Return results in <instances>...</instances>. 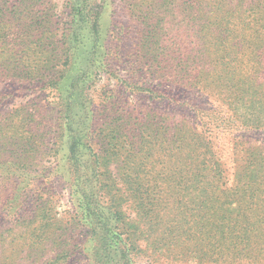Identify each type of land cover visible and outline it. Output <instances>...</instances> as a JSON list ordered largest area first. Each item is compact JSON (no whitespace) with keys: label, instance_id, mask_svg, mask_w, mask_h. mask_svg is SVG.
Returning <instances> with one entry per match:
<instances>
[{"label":"trees","instance_id":"1","mask_svg":"<svg viewBox=\"0 0 264 264\" xmlns=\"http://www.w3.org/2000/svg\"><path fill=\"white\" fill-rule=\"evenodd\" d=\"M102 1L81 0L80 7L73 9L76 12L75 30L88 33L89 40L96 43L102 40L104 33ZM169 2L161 0L139 16V22L145 27L141 57L150 65L146 74L157 80L160 87L198 89L203 85L201 89L208 98L221 102L219 107L204 112L200 125L202 133L199 134L185 120L172 119V123L165 124L156 119L146 120L149 116L143 122L132 124L127 119L99 129L94 124L90 97L92 88L98 83L97 75L115 77L107 49H104L107 52L89 58L91 64L87 70L70 77L68 96L60 93V87L69 79V71L38 68L29 71L17 63L29 59L30 55L0 54V83L36 82L43 83L45 89L59 91L53 110L56 113V143L50 152L56 159L66 160L61 169L70 185L78 219H73L67 228L56 225L53 220L50 202L45 201L51 190L47 181H42L48 176L35 169L41 166L35 160L46 153L32 136L36 121L22 115L0 121V161L6 159L3 166H7L0 168V185L12 175L20 176V182H14L16 184L11 188L13 195L0 198V205L9 207L10 214L19 206L26 209L29 201L33 207L31 214L17 220L15 228L6 227L1 232L0 264H64L77 255L78 248H82L79 241L69 235L79 228L87 230L86 249L90 264H134L137 257L148 254L150 249L155 256L169 260L176 255L203 259L198 264H264V146L253 147L247 136L233 138L232 164L223 163L215 150L217 137L223 135V131L232 133L236 126L246 130L264 129V0H196L190 3V10L175 13L178 19L187 22L191 40L202 43L200 62L203 60V67L199 71L172 70L161 62L160 44L169 37L166 24L170 20L161 19L156 23L154 17L164 7L168 13L174 12L175 9L170 11L168 8L166 3ZM144 3L149 4L148 1ZM135 6L136 0L129 4L130 8ZM10 11L12 16L0 10V25L7 24L10 29L7 38L1 40L0 36V50L11 46L28 47L31 43L39 47L43 43L44 21L23 22L20 6H12ZM61 37H65L64 33ZM70 59L72 57H67L66 61ZM140 85L138 89L143 91L144 87ZM150 90L159 101L172 99L164 89L154 87L146 91ZM256 103L261 105L259 113L254 112ZM75 116H78L77 120ZM99 132H109L103 137L104 153L118 155L123 152L122 156H125L124 167L118 170L131 179L123 184L125 188L115 190V183L102 179L109 172V161L107 154L93 151L101 137ZM164 134L169 138L161 141L166 139L161 137ZM147 135L153 139L147 141ZM156 151L164 153L169 162H159ZM133 160H138L137 168ZM229 176L246 186L247 190L241 192L239 199L248 203L246 208L253 215L243 213L236 219V214L230 212L232 208L228 211V205L234 203L223 202L216 196V191L209 192L204 188L214 184L221 186ZM181 177L187 180L186 186H189L188 182L203 185V207L193 201L185 205L186 212L176 216L174 208L168 205L170 203L162 200L176 194L174 188ZM27 179H31L29 183ZM23 184L27 186L23 187ZM256 186L260 188L255 189ZM31 187L35 188L33 200L24 195ZM19 196L24 200L20 202ZM124 197L136 200L144 220L157 223L153 225L155 232H151L157 239L146 249L139 244L144 235L135 227L139 221L128 218L121 205H117ZM229 197L227 192L225 199ZM170 214H174V218ZM162 216L167 217L165 221ZM175 218L184 221L183 231L179 230ZM200 223L203 229L197 231L195 227ZM191 233L195 238L198 237L194 234L203 235V244L178 246L181 237H190ZM151 239L154 241V237ZM169 239L174 242L171 244Z\"/></svg>","mask_w":264,"mask_h":264},{"label":"rangeland","instance_id":"2","mask_svg":"<svg viewBox=\"0 0 264 264\" xmlns=\"http://www.w3.org/2000/svg\"><path fill=\"white\" fill-rule=\"evenodd\" d=\"M80 1L81 0H0V10H5L10 16H12V12L10 11L11 7L16 5L21 8L20 16L23 22H32V20L34 22H40L43 20L45 23L42 30L43 43L39 47H35L32 43L28 47L11 46L7 49L2 48L0 54L5 52L6 55H17L19 57L30 55L29 59L17 63L18 66L29 71L37 68L42 70L69 71V79L60 87V93L64 96H68L66 90H69L67 86L70 77H72L73 74H78L80 71L87 70L91 64L88 61L89 58L91 56H98L101 52H107L104 51V49H107L110 52L112 59L111 67L115 77L110 78L97 75L98 83L92 88V96L90 97L93 101L92 114L95 118L94 124L98 126L99 129L107 128L117 123L119 124L127 119L132 124H135L137 121L143 122V120L146 119L145 117L149 116L146 120L156 119V121H165V124L172 123V119L177 122L185 120L188 125H191L195 129L194 131L196 133H202L200 125L203 123L204 112L211 107H219L221 102L208 98L201 89L203 85L198 89H183L168 85L162 88L159 86L157 80L150 77L149 74H146L150 65L144 62L141 57L140 46L141 40L145 34L142 33L145 27L139 22V16L146 14V9L149 6L159 3L161 0H136V6L133 8H130L129 4L135 2V0H98L104 3L102 9L104 11V33L102 40L97 43L94 40H89L88 33L75 30L73 22L76 12L73 9L80 7ZM93 1L94 0H92V2ZM146 1H148L149 4L144 3ZM193 1L196 0H170V2L166 4L170 6L168 7L170 11L174 9L175 11L168 13L167 8L164 7L162 11H157V16L154 17L156 23L161 19L170 20L169 23L166 24L169 37L167 40L163 39L160 44L162 48V50H160L162 54L160 59H162L161 62H163L164 65H167L166 67L172 70L183 71L195 69L199 71V69L203 67V60L200 62L202 59V54L200 52L202 50L200 47L202 43L192 41L190 34L187 32L189 28L187 22L175 16V13L179 14L187 8L190 10V3ZM0 22H2V17H0ZM9 30V25H0L1 40L8 37L6 34H9ZM11 33H13V30ZM63 33L65 37H61ZM67 57H72V59L66 61ZM107 76H109V74ZM117 76H119L118 78H120L121 81H118ZM92 79L94 80V78ZM138 85L144 87V90L141 91L138 89ZM43 87H45L43 83L37 84L36 82L32 84L0 83V121L12 120L15 116L19 115L36 121V128L32 136H34L37 142L36 144L40 146V149L46 153L35 160L41 164L40 167L35 169H38L41 173L48 176L42 181H47L49 190H51L50 192L48 191L45 201L50 202L49 205L53 211L54 222H56V225L67 228L73 219H78L70 185L64 177V171L61 169L66 164V160H61L62 158L56 159L54 157L55 154H51L50 152L56 143L54 131L56 127V113L53 110L59 97V91H53ZM154 87L156 89L166 90L169 92L170 98L172 99L159 101L156 96L151 93V90L146 91ZM256 104L254 112L259 113L261 105H258V103ZM198 110L201 111L200 114L197 113ZM74 118L77 120L78 116ZM129 130L130 128L125 131L127 132ZM99 133L101 137L97 139L93 151L100 155L107 154V160L109 161V172H107L102 179L105 180V182L109 181L115 183V190L125 188L123 184L131 179L127 176H123L122 173L118 171L120 168L124 167L125 156H122L123 152L118 155L104 153L102 151L103 137L107 136L109 132ZM221 133H223V135H218V142L215 146V150L223 163L232 164L234 162L235 146L232 139L237 136L249 137L252 141V146L255 148L264 146V129L246 130L240 126H236L232 133L228 131H223ZM146 137L147 141L153 139L151 135H147L145 138ZM161 137L166 138L161 139V141H166L169 138L166 134ZM187 139L188 141L191 140L189 134L187 135ZM156 153L159 162H169V160H166L164 157V153L159 151H156ZM5 160L0 161V168H7V166H3L6 164ZM132 162L134 163V167L137 168L138 160H133ZM162 167L163 166L160 168ZM19 177V175H12L4 180V184L2 183V185H0L2 186L0 188L1 199L13 195L11 188L18 183L20 180ZM22 177L26 179L27 176L23 175ZM29 180L31 179H27L28 183ZM150 180L151 179H148V181ZM14 182L16 183L14 184ZM184 182H187V180L181 177V179L178 180L177 186L174 188L176 194L170 199L162 200L163 203H170L168 205L174 208L176 216L186 212L187 209L185 205H189L193 201H195L198 207H203V185L199 183L192 185L188 182L187 184L189 186H186ZM38 185H40V183ZM103 185L105 186L106 183ZM220 185L221 186H217L216 184L207 185L204 188L209 190V192L216 191V196L221 198L223 202L228 203L231 201L234 203V205H228V211L232 208L230 212L236 214V219L238 215L243 213H245V215H253V212L246 208L248 203L239 199L241 192L247 190L246 186L236 183L230 176L226 179L225 183H221ZM25 186H27V184H23V187ZM259 188L258 186L255 187V189ZM34 191L35 188L31 187L24 195L30 200H33ZM227 192H229L230 197L225 199ZM20 198V202L24 200L23 196ZM135 201L136 200L132 197H124L122 201H118L117 205H121L123 212L128 218L139 221L137 225V222L134 223V226L136 225L135 227L144 234L139 244H141L142 248L146 249L148 245L153 244L157 239V235L151 236V232H155L156 230L153 225L157 223H154V221L150 223V219L144 220L145 216H141L137 206L138 203ZM29 202L26 209L19 206V208H16L11 214L9 210H7L9 207L0 205V234L6 230V227L15 228L18 224L17 220L22 216H28L32 213V202ZM5 205L8 204L5 203ZM233 210L235 212H233ZM198 214H203V212H198ZM173 215L170 214L169 216L173 217ZM162 218V221H165L167 217L162 216ZM175 219L177 221L176 224L179 225V230L183 231L185 229L184 221H178L177 218ZM195 228H198L197 231L202 230V223ZM86 233L87 230L80 228L69 232V235L74 236V238L79 241L82 248H78L77 255L74 258H69L64 264H90V255L86 249ZM194 235L198 238H195L193 233H191L190 237H181L178 246L184 247L203 244V235ZM153 237L154 241L151 239ZM0 240H2V236H0ZM169 240L171 244L174 242V240ZM68 241L69 238L67 237V242ZM74 243L76 244L77 242ZM162 243L163 241H161V244ZM155 255L156 254L150 249L148 254L137 257L134 264H198L203 260L193 256L184 257L179 255L169 260L168 258H163L161 255L158 257Z\"/></svg>","mask_w":264,"mask_h":264}]
</instances>
